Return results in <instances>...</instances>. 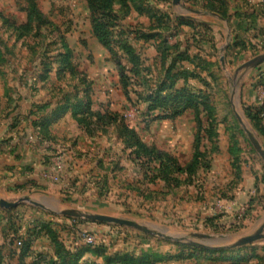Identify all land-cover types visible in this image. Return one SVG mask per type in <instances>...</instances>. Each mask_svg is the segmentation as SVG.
I'll use <instances>...</instances> for the list:
<instances>
[{"label": "rangeland", "instance_id": "rangeland-1", "mask_svg": "<svg viewBox=\"0 0 264 264\" xmlns=\"http://www.w3.org/2000/svg\"><path fill=\"white\" fill-rule=\"evenodd\" d=\"M90 1L0 0V152L21 150L14 160L27 164L9 180L0 176V197L54 198L61 210L130 219L168 234L255 232L264 220V162L245 128L264 150V63L238 68L264 54V0L245 1L262 18L243 38L219 34L212 49L189 42L184 55L195 61L184 70L192 76L170 80L171 90L199 98L177 117L149 103L162 98L168 66L159 65L157 46L171 39L142 37L155 33L153 14L172 10L173 0L114 1L104 21L108 48L94 34ZM250 109L262 112L252 118ZM191 242L51 215L27 202L0 208V264H57L61 249H89L86 260L97 264H240L264 254L241 253L264 250V240L211 249Z\"/></svg>", "mask_w": 264, "mask_h": 264}, {"label": "crops", "instance_id": "crops-1", "mask_svg": "<svg viewBox=\"0 0 264 264\" xmlns=\"http://www.w3.org/2000/svg\"><path fill=\"white\" fill-rule=\"evenodd\" d=\"M245 1L246 0H181L179 3L173 2L172 10L167 11V8H165L163 10H166V12L160 11V13L168 18L164 20L166 22L165 25L160 26L155 24L154 26H156V28L153 27V24L150 27L149 24L144 25L146 22H144L143 19H148L147 17L142 16L140 18H142V25L149 27L158 35L156 38L159 42H161L164 37L169 38L171 39L172 45H167L169 46L168 48H171L172 52L173 48L178 50L177 53H171L172 55L167 60L169 64L178 53L184 54L186 52L185 48L190 46L189 42L195 43V47H198V44H206L205 46L212 49V43L219 34H222L225 39H227L229 35H232L233 40H235L243 38L245 35L243 31L247 29L252 31L256 28V25L259 23L258 18H262V14L253 4L247 5ZM247 1L254 2V0ZM136 16L138 17V15ZM149 28H147L148 31ZM238 32H241V34H238ZM154 54L155 50H152V55ZM188 54L189 53L185 56H188ZM180 64H182V66ZM159 65H161L160 61ZM191 66L190 62L186 60L176 59V66L173 73L177 70L189 69ZM159 68L162 70V67L159 66ZM195 126L194 123V127ZM20 152L21 150H17L13 154L11 151L6 152L5 150L0 152L1 178L9 180L8 178L15 177V174H21V168L25 167L27 164L25 161L19 163L15 162V156L20 154ZM33 153L34 152H32V154ZM22 176L24 179L21 180L26 181L25 179L27 177L24 175ZM25 183L27 184L28 182ZM259 250L262 251L261 253L264 251L263 247H250L246 250H242L241 253L258 256ZM85 255L86 253L83 255L82 260H86ZM222 264H231V262L225 260L222 261ZM240 264H264V254L260 256V258L253 257V259Z\"/></svg>", "mask_w": 264, "mask_h": 264}, {"label": "trees", "instance_id": "trees-1", "mask_svg": "<svg viewBox=\"0 0 264 264\" xmlns=\"http://www.w3.org/2000/svg\"><path fill=\"white\" fill-rule=\"evenodd\" d=\"M116 0H91L90 1V7H92L93 12H92V27H93V31L94 34L97 38V40L104 46V47H109L110 46V40H109V34H108V27L106 25V23L104 22L106 19V16L108 13H110L111 7L113 2ZM124 1V0H121ZM154 19L156 20V24L158 25H165V19H167L168 17L165 16L164 14L160 13V11H156L153 14ZM151 30V29H150ZM149 30V31H150ZM158 36L157 34H142V37L144 39H151L153 37ZM163 44V43H162ZM165 44V43H164ZM162 45H158L157 46V51L161 54L160 55V62L162 63H167V60L169 59L168 52H170L171 48L168 47H164L161 48ZM169 49V50H168ZM174 49V48H173ZM168 57V58H167ZM176 59H183L186 60L190 63H192L193 61H195L194 59H189L188 56H185L184 54H177L173 60L168 64L167 68H165L164 70V74H163V79H162V84L160 85L158 92L160 95H162V98H159V101L152 100L150 99L149 103H159V105H162L165 107L162 108L165 111H175L174 112V116H179L181 114H183L186 110L192 109L194 110L192 107L193 101L195 98H197L198 96H196L195 94L191 93L188 89H179L177 91H175L172 94V90L171 88L174 86V84H171L170 80H184L187 79V77L192 76V73H189V71L187 70H182L180 72H174L173 73V69L175 68V63H176ZM135 65H137V68H140V64L142 63L140 61V59L137 58V60L135 59ZM143 66V65H141ZM199 98V97H198ZM151 105V104H150ZM152 106H150L148 109H154L151 108ZM250 112H252L253 117H255V115L260 112H262L261 109L259 110H249ZM255 112V113H254ZM251 113H249V115H252ZM146 152V154H149L148 156L152 157L154 156L157 160H160L164 157H166L165 153H160L158 151H149V150H144ZM101 249H97L92 251L93 254L99 253ZM90 251L89 249H81L79 250L77 253H69L66 251H63V249H61L59 256L57 255V264H97L95 262H91L89 260H82L83 255ZM24 252L26 253V251H23L22 254H24ZM229 257V256H228ZM260 258V257H258ZM127 259V258H125ZM123 260H117V262H121ZM147 262V260H145ZM114 261L110 260L108 262H106V264H113ZM116 263V262H115ZM51 264H56V262L51 260Z\"/></svg>", "mask_w": 264, "mask_h": 264}, {"label": "water", "instance_id": "water-1", "mask_svg": "<svg viewBox=\"0 0 264 264\" xmlns=\"http://www.w3.org/2000/svg\"><path fill=\"white\" fill-rule=\"evenodd\" d=\"M174 3H177L178 0H174ZM264 63V54L258 55L250 61L244 63L242 66L238 68V70L242 69H253L259 65ZM238 122L241 125L243 124L242 119L237 115ZM245 133L249 138L250 143L252 144L256 153L260 156L261 160L264 162V150L258 141L255 139L253 134L245 128ZM27 202L32 204L33 206L40 208L42 210L47 211L51 215H61L74 219H85L89 222L101 223V224H110L116 225L120 227H126L141 231L143 233L154 235L159 238H164L166 240H173L176 242H184L186 240L195 239L197 242H191L190 244L193 247L203 248V249H211V248H239L247 245H251L255 242L264 240V220L263 223L259 226V228L246 236L243 237H234V236H226V235H207V234H198V233H190V234H168L163 230L156 229L152 226H148L143 223L135 222L130 219L120 218V217H112L108 215L101 214H83L76 210L71 209H60L58 206V201L54 198L42 197L39 200H32L30 198L24 197L18 199L14 202L6 201L5 199L0 197V208L9 210L16 207L18 204ZM215 244H223L221 247H214ZM224 244H231L230 246H226Z\"/></svg>", "mask_w": 264, "mask_h": 264}, {"label": "built area", "instance_id": "built-area-1", "mask_svg": "<svg viewBox=\"0 0 264 264\" xmlns=\"http://www.w3.org/2000/svg\"><path fill=\"white\" fill-rule=\"evenodd\" d=\"M87 241L88 242H93V239L92 238H89Z\"/></svg>", "mask_w": 264, "mask_h": 264}]
</instances>
